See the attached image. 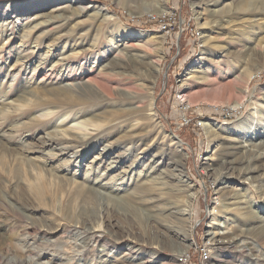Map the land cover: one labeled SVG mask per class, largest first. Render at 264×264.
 Masks as SVG:
<instances>
[{
  "label": "rangeland",
  "instance_id": "obj_1",
  "mask_svg": "<svg viewBox=\"0 0 264 264\" xmlns=\"http://www.w3.org/2000/svg\"><path fill=\"white\" fill-rule=\"evenodd\" d=\"M27 1L33 0H0V6L3 4L17 5ZM61 1L58 5L64 0ZM211 1L76 0V4H71V10H78L83 3L91 8L83 17L69 22L59 33L54 36L50 35L49 40L39 44L34 39H29L27 43L22 44V49L27 55L23 57H27V61L17 60L16 51L19 43L28 38H23L24 33L17 30L19 26L14 24L15 16H13L12 30L6 34L5 39L0 41V225L4 232L2 236L4 243L1 246L0 256H4L9 251L20 256L22 253L26 254L27 250H34V253L47 255L44 258H35L33 255L29 257L28 260L36 261L38 264H264V227L255 231L253 236L240 240L243 243L240 244L239 249H243L244 254L238 258V261H234L235 263L228 253L213 258L212 254L208 253L209 249L206 245L207 227L212 218L220 215L221 211L227 209L233 213L226 216L223 214L226 218L221 222L223 223L220 227L222 237H228L233 227L246 219L244 215H241L243 212H238L239 210L236 209L239 207L236 201H243L241 202L243 206L253 202V206L256 205L254 210L258 213L257 215L264 216V203L261 202L264 197V138L259 139L263 141L259 147L251 149L253 151L251 155L245 152L246 138L256 129L259 130V134L262 133L260 126L261 124L264 126V72L259 81H253L250 84L248 81L253 71L264 69V11L257 9L258 11L252 12L253 9L248 7V3L252 4L259 0ZM261 1L264 4V0ZM94 7L104 8L108 12L102 13L105 18L101 17L98 20L95 16L97 10L93 9ZM51 9L50 7L34 9L30 14H54L51 13ZM213 12V16H210ZM0 14L2 15L1 8ZM1 15L0 23L3 20ZM214 15L217 16L216 20L226 22H223L220 27H215L212 24L215 20ZM90 18L94 20L91 22ZM83 21L87 23L77 28L76 24ZM160 22H167L166 29L173 37L180 32L181 27L185 30V33L179 37L177 47L170 49L168 42L166 43L165 33L159 29ZM135 31H140L144 35V38L140 40V45L148 41V49L144 51L142 48L141 53L146 54L144 61H147L146 63L150 66L145 64L143 72H130L124 69L109 72L107 76L117 83H115L117 89L113 90L111 86L106 89L112 93V97H106L107 104L104 103L102 107L89 109L90 114L85 116V120L96 127L108 126L124 114L123 110L127 106L128 108L138 106L137 121L145 129L136 130L133 133L135 136H142L143 143H149L157 138L159 140L156 145L157 149L151 150L147 158L161 148L166 150L165 161L163 160L158 171L151 175L137 168L134 170V176L127 177L123 183L122 181L116 183L122 184L124 190L127 189L123 190L126 194H131L135 187L143 191L146 190L145 187L151 186L153 188L150 191L151 202L155 195L162 193L166 201L168 199L180 208L184 207L182 208L184 210L190 207L189 216L184 215L183 221L178 223L184 232L183 247L172 250L142 242V236L148 234L147 225L154 226V222L143 211L145 205L140 206L139 201L134 203V200L129 197L125 201L130 199L132 206L140 210L139 214L129 211L119 201L110 202L97 199L94 204H87L86 208L91 209L90 216L94 219L92 226L98 227L102 223L100 218L105 215L102 211H108L109 215L106 219L113 222L114 228L103 232V243L97 242L96 234L92 237H83L78 225L60 213L65 210L59 211L61 201L74 187V184L67 185L64 179L62 181L55 178L58 174L57 169L62 165L65 157L58 156L53 147L42 146L43 139L38 143V138L43 137L41 133L52 126H47V124L51 121L56 123L58 116L51 120L39 121V124L35 121L33 124L30 122L36 112L43 108H53V104L65 102L68 114H73L76 105L84 101L78 94H58L51 86L40 83L49 65L59 60L60 55L72 57L74 53L79 52V45H82L83 49H94L100 43L99 46L107 47L120 33L125 35ZM202 34L207 37L201 38ZM190 35L194 36V41L187 43V37ZM7 36L11 39L9 43ZM59 36H67L70 42L52 50L55 44L53 39L57 40ZM49 50L52 51L49 52ZM94 57L95 55L90 54V63L95 62ZM204 57L212 59L211 62L209 61L210 66L209 64L204 66V69L212 71L209 74L202 72L194 74V78L186 82L188 85H184V88H187L186 93L188 91L187 101L194 105L196 103L224 105L246 100L245 112L238 120L221 122L217 115L215 117L220 121L214 119L212 111L205 106L206 104L195 105L201 116L195 115V112H188L187 118L191 116L192 122L180 128L178 126L182 120L179 118L181 115L179 102L183 100V96L179 94L181 85L189 75H193L190 71L196 69L197 62ZM86 58L88 57H85V62H87ZM42 59L46 62L45 67L40 71L37 69L36 74L32 75L33 69ZM84 61L80 63H85ZM87 69H91L89 63L85 67L86 71ZM94 72L91 76L95 75ZM51 91L52 95L42 96L43 93ZM120 94L124 97L129 94L134 95V101L128 104L131 99L123 101ZM75 96L76 99H74ZM30 102L38 104L33 106ZM119 105L124 107L121 108ZM254 105H259L258 113L253 125L250 126V116L253 112L251 108H255ZM119 109L122 111L120 112ZM209 119L214 120L219 127L211 128V133L208 135L200 126V121L207 122ZM42 123L45 125L43 129L39 127H42ZM248 127L251 128L247 131ZM129 130L130 127L125 125L103 137L101 142L104 143L107 140L108 143H105L110 144L111 141L115 143L129 135L131 137V134H128ZM172 137L174 140L171 139ZM213 139L221 140L223 144L242 146V150L240 148V152L238 151L240 154L237 157L227 155L221 157L222 154H219L223 153V145L217 143L216 153L210 156L206 152L208 143ZM8 146L15 149L14 152H9ZM91 151L86 158L81 160L80 169L77 170L74 166L68 167V172L62 173L61 176L70 178L72 183L74 181L94 183L97 178L98 180L100 178L107 183V187H114L115 182H108L105 179V166L102 165L98 171H95L97 177L95 172L89 171V168L87 173V167H91L93 157L98 154V151ZM68 157L70 158L69 155ZM125 164V162L122 163V165ZM231 166L236 167V171L230 170ZM30 170L38 171L45 178L47 192L43 198L49 200L48 206L59 204L51 208L41 206L38 217L36 216L39 221L30 220L29 224L25 221H18L12 211L21 209L19 206L21 189L17 185L19 182L17 179L18 177L25 179L30 175ZM240 171L245 174L241 179L238 178ZM254 171L257 172L254 173ZM14 173H18L17 178L12 177ZM254 174H258V178L250 182L249 178ZM184 175L187 177V182L184 181ZM196 175L198 182H196ZM112 176H108V179ZM152 178H156L153 184L149 182ZM223 180L226 184L219 186V182ZM236 181L244 184L238 185ZM85 185L90 186L89 183ZM225 186L233 189L231 196L226 199L222 197V188ZM64 189L67 192H63ZM139 189L133 192H138ZM192 193L194 197L191 199ZM233 194L239 195L240 200L232 196ZM145 202H148L146 205L150 203L148 199H145ZM232 202H235V205H232ZM212 211L214 214L209 215ZM227 219L230 221H225ZM42 222L49 223L52 228H61V231L56 235L49 234L45 238L41 237L42 235L34 230L33 225L40 226L43 225ZM161 222L170 225L167 219L161 218ZM59 225L62 226L59 227ZM245 228L241 229L245 230ZM113 231L120 234L114 237ZM49 236L54 237L49 238ZM42 248L43 251H41ZM183 248L184 254L179 262L176 256L180 257ZM84 252H86L85 256H83ZM12 255H6L7 261L11 262L15 258Z\"/></svg>",
  "mask_w": 264,
  "mask_h": 264
},
{
  "label": "bare ground",
  "instance_id": "obj_2",
  "mask_svg": "<svg viewBox=\"0 0 264 264\" xmlns=\"http://www.w3.org/2000/svg\"><path fill=\"white\" fill-rule=\"evenodd\" d=\"M212 1H216V0H212ZM59 2L62 1L33 0V1L23 2L22 4H17V5L3 4V6H0V8L2 9V15L1 14L0 15L2 16L3 19L2 23H0V41L3 38L5 39L6 34L8 32L10 33V31L12 30L11 25L13 24L12 21L13 16H15L14 24L19 26L17 27V30L24 33L23 38L25 39L28 38L26 41H21V43H19L20 45L18 46L16 51L17 60H22V61L28 60L27 57H23L27 55L25 53L26 51L22 49L23 46L22 44L27 43L29 39L31 40L34 39L35 42L39 44L42 43L43 41L49 40L51 38L50 35L54 36L55 34L59 33V31L65 28L69 24V22L83 17L88 11V9L91 8V6L84 5L83 3L82 4L83 6H79L78 10L74 11L71 10L70 8L72 7L71 4H76V0H64L62 4L58 5ZM248 4H249L248 7L253 9L252 12L256 11L257 9H261V10L263 9L264 11V4L261 0L254 1V3L252 4L250 3ZM49 7L52 8L51 13L54 14H49V15L39 14V13H35L32 15L30 14V12H32L34 9L40 10ZM93 9L97 10V14L95 16L98 17V20L101 17L105 18L102 15V13L106 11L104 8L94 7ZM212 14H214V12L211 13L210 16H213ZM216 17L217 16L214 15L215 20L212 22V24H214L215 27L216 26L220 27L222 26L223 22H226V21H218L216 20ZM89 20L92 22L94 18H90ZM102 20L104 21L105 19ZM78 23L79 24H76L77 28H80L82 25L86 24L87 22L83 21ZM123 34L124 33H120L113 41V43L107 47H103L102 45L99 46L101 44L100 43L96 45L94 49H83V47H81L82 45H79L81 47L78 48L79 52L74 53L72 57L70 56L65 57L62 54L60 55L59 60H56L55 63L49 65V67L45 71V74L42 75L40 79V83H43V85L47 84V86H51L54 92L58 94H65V93L78 94L81 98L84 99V101L83 103H78L76 105L73 114H68L69 111L66 110L67 104L65 102L53 104L52 105L53 108H43L38 112H36L34 118L30 122L31 124H33L34 121L38 123L39 121L51 120L54 117L58 116L56 117L57 118L56 123L55 122L53 123V121H51V123L47 124V126L49 125L52 126L49 129L45 130L43 133H41L43 137L38 138V143L41 139H43L42 146L47 145V147H53L54 150L57 151L58 156L65 157V160L63 161L62 165H60L59 168L57 169L58 174H56L57 176H55V178L57 180L61 179L62 181L64 179L65 182H67L66 183L67 185L74 184V187L71 189L72 191L70 190V193L64 197L65 201L64 200L61 201L59 211L61 209L65 210L63 212L60 211V213H62L68 220H73L72 222L78 225V227L82 230L83 237H92L94 234H96L95 237L97 239V242L103 243V238H104L103 232L114 228L113 222L110 219L109 220L106 219V216L109 215L108 211H102L103 209L101 211L105 213V215L103 218L99 217L101 219L100 222L102 223L98 227L92 226L94 219H92L90 216L91 209L89 210V208H86L87 204L90 203L94 204V201L97 199L102 201L107 200L110 202L119 201L122 202L123 206L125 208L127 207L129 211L139 214L140 210L132 206L130 199L128 201H125L129 197L134 200V203L135 202L138 203L139 201L138 204L140 206L145 205L143 211L146 212L149 215V217L153 219L154 222V226H152L151 224L147 225L148 234L142 236L141 238L142 242L148 243L150 245H156L157 247H160L162 249L172 250L177 247H183L182 245L184 244V232L180 229L178 223L183 221L184 215L189 216L190 207L188 206L187 207L188 209L184 210L182 209L184 207L180 208L179 205L171 203L168 199L166 201V197H164L162 193H160V195L158 194L155 195V197L152 198V202H151L149 199L152 196L150 195L151 194L150 191L153 190L151 186L145 187L146 190L143 191L135 187L132 189L131 194L128 193L129 191L127 192L128 194H126V192H123L124 188L122 187V184L116 183L118 181H122L121 183H123L127 177L134 176L135 175L134 170L137 168L140 169L141 172L145 171L149 175H151L155 171H158V168L163 163V160L166 157V150L160 148V150H157L156 152L154 151V153L153 154L151 153L150 154L151 156L147 158V155L151 150L157 149L156 145L157 142H159V140L156 138L149 143H143L144 138L138 135L135 136V134L133 133L136 130L145 129V127H142L140 122L137 121L138 106L137 107L133 106L134 108H128L127 106V108L123 110L124 114L119 116L117 120H114L113 123H111L108 126L96 127L88 124V122L85 120L86 118L85 116L86 115L88 116L90 114L89 109H96L98 107H102L104 103L107 104L106 97L108 96L112 97V93L106 91V89H109L110 86L112 87L113 90L117 89L115 86L116 82L114 83L107 76L109 75V72H118L123 69L129 70L130 72H140V71L143 72L145 70V64H148L146 63L147 61L146 62L144 61L146 59V54L141 53L142 48H144V51L146 48L148 49V45H149L147 44L148 41H146V43H143L142 45L139 44L141 42L140 40L144 38L143 33L140 31L138 32L135 31L125 35ZM202 35L203 36L201 38L207 37L205 34ZM53 40L55 41V44L53 45L52 50H56L59 48L60 45H66L67 43L70 42V39L67 36H59L57 37V40L55 39ZM7 41L8 43L11 41V39L8 36H7ZM52 50H49V52H51ZM90 54L95 55L94 57L95 62L93 63H90L89 61L91 60L89 58ZM85 57H88L86 58L87 62H85L86 60L84 61ZM82 60L85 63L81 64L80 61L82 62ZM211 60L212 59L206 57L200 58L199 62H197L196 69H192L190 71V73H192L193 75H189V77H187L184 83L181 85V89L179 88L180 89L179 94L183 96V100L179 102L181 111H186L187 109L188 112L200 113L195 105L206 104V103H200V104L196 103L195 105L192 103L190 104L187 101L188 91L186 93L185 90H187V88H184V85H188L186 82L190 81V79H193L194 74H197L199 72H202L203 74L204 73L209 74L212 70L204 69V66L206 64L207 65L209 64L210 66L209 61L211 62ZM88 63L91 69L90 70L87 69L86 71L85 67L88 66ZM21 64L23 65L24 62ZM45 64L46 62H44V59H42L39 62V65L33 69L32 75L36 74L37 69H39L40 71V69L44 68ZM212 64L213 63H211V65ZM93 68H95L94 69L95 72L94 70H92ZM263 70L264 69L262 70L258 69L256 71H253L249 76V80H248L249 84L253 81L254 82L259 81V79L262 78L261 75ZM93 72L95 73V75L91 76ZM107 84L109 85L108 87ZM214 92L217 93L216 91ZM48 95H52V91L50 93L42 94V96H48ZM120 98L123 101H127L128 98L131 99L128 104H131L134 101V95H130V94L125 97L124 95L120 94ZM74 99H76V96ZM189 101L191 102V100ZM30 104L33 106H37L38 103L30 102ZM246 105L247 103L245 100V101L235 102L232 104H224V105L208 103L205 106H207L210 110H220L222 112H234V111L241 112L239 113V115H237L236 118H231L229 120V121H235L243 116L245 112L244 108H246ZM120 107L123 108L124 106H120ZM254 107L255 108H251L253 109V112L250 116L251 117L250 118L251 121L249 122L250 126L253 125L254 118L257 117L256 114L258 113L259 105H254ZM242 109H244L243 112ZM119 111L121 112L122 110L119 109ZM214 119L220 121L216 119V117H214ZM59 120L60 122L57 124V121ZM221 122H225V121L221 119ZM41 125L42 127L41 126L39 127L43 129L45 125H43V123ZM125 125L130 127L128 134L130 133L131 137L129 135L126 136L121 141L117 140L115 143L111 141L110 144H107L108 141L107 140L105 141V139L104 141L107 143L101 142L103 137L110 135L112 132ZM200 126L208 135L211 133L210 130L211 128L219 127V125L214 120H210V119L207 122L200 121ZM260 127H261L260 129L263 131L262 133L259 134V130L256 129L257 128L256 127L254 128L256 130L246 138L245 145L247 149L245 152H247V154L249 155H251L253 152L251 150L252 148H255L257 146L259 147L263 142V141L261 142L259 139L264 138V126H262L261 124ZM250 128L251 127H248L247 131ZM24 139H22V141ZM171 139L174 140L173 137ZM212 141L208 143V151L206 152V154L208 155L210 154V156H212L214 152L216 153L215 150L218 147V146L216 147L217 143L223 145L222 146L223 153L219 154V155L222 154L221 157L226 155L230 157H234V156L237 157V155L240 154L238 153V151L240 152V148L242 150V146L238 147L235 144L230 145L228 143L223 144L222 141L218 139L217 141L214 140L213 141L214 143ZM177 143L179 144V147H181V144L178 141ZM123 149L124 151H121ZM7 150H10L9 152H14L13 150L15 149H11L9 147V149ZM90 150H92L91 152L98 151V154H96L95 157H93L91 161V167H87V173H88V168L90 169L89 171L92 170V172L94 173L95 171H98V169L102 165L105 166L104 167L105 169L104 175L106 176L105 179L108 182L109 181L115 182L114 187L111 188L107 187V183H105V181L103 182L102 180H100V178L99 180L97 178L94 183L87 181L83 183H78V182L76 183L74 181L72 183L70 182L71 181L70 178L61 176L62 173L68 172L67 169L68 167L74 166L77 170L80 169L82 167L81 160L88 156ZM68 155L70 156V158L69 157L67 158ZM123 162H125L126 164L122 165ZM230 170L236 171V167L231 166ZM256 172L257 171H254V173ZM239 173H240L238 176L239 179L245 176V174H243L241 171ZM95 176L97 177L96 172H95ZM108 176H112V177L108 179ZM12 177L17 178L18 173L12 174ZM146 177L149 178L150 176H146ZM257 178H258V174H254L249 178V181L250 182L256 181ZM155 179L156 178H152V180H149V182L150 183L152 182L151 184H153ZM184 179H185L184 181L187 182L186 175H184ZM17 181H19L17 182V185L21 189V196L19 197V202H20L19 206H21V209L19 208L15 209V211L13 210L12 213L18 221H25L26 223L29 224H30V220L39 221L36 218L38 217V214L41 210V206H47L48 208H51L59 204L58 203L48 206L49 200L43 198L44 194L47 192V184L45 178L38 171L35 172L34 170H30V175H28L25 179L18 177ZM85 183H89L90 186L85 185ZM242 183L243 182H239L237 184L241 185ZM225 184L226 182L224 180L219 182V186ZM204 187L205 186H203V188ZM137 189H139L140 191L134 193L133 191ZM62 191L67 192L66 189ZM232 192L233 189L225 186L224 188H222V195H223L222 197L226 199L227 197L231 196ZM194 193H192V195L190 196L191 199L194 197ZM232 196H234L235 198L237 197L236 199L240 197L239 195L237 196V194H233ZM145 199L149 200L150 203L148 205H146L148 202H145ZM236 202L239 204V207H236V209L239 210L238 212H243L241 215H244L246 219H244V221L242 220L238 222L233 227V230L228 237L221 236L223 233L220 231L221 230L220 227L221 224H223L221 223L222 220L226 218L225 216L233 214L231 210L228 211L226 209L223 210L224 212L221 211L219 213L220 215H216L217 217L212 218V221L209 223V226L207 227L208 231L206 232L207 234L206 245L208 246L209 249L208 253L212 254L213 258L218 257L220 254L228 253L230 254V257L233 262L238 261V258H240L244 254L243 249H239L240 244L243 243V241L240 240L242 238L246 239L253 236V233L255 231L261 230V228L264 227V216L257 215L258 213L254 210V207H256V205L254 204L255 206H253V202L251 203L249 202L251 205L246 203L247 205L245 206H243V203H241L243 201H236ZM261 202L264 203V197ZM232 205H235V202H232ZM257 208L259 209L260 207ZM210 214H214V212L212 211V213H209V215ZM223 214L225 216H223ZM161 218L167 219L170 225L161 222ZM225 221H230V220L227 219ZM42 224L43 225L40 226L33 225L34 230H37L38 233L42 235L41 237L45 238L49 234L56 235L61 231V228L58 227L52 228V225H50L47 222H42ZM61 226L62 225H59V227ZM242 227H246L245 230H242L241 229ZM3 234H4L3 228L0 225V251H1V246L4 243L2 238ZM116 234H120V233L117 232L115 233L114 231L112 232V235L114 237H116ZM53 237L54 236H49V238H53ZM180 237H182V239ZM253 238L256 239V237ZM33 251L27 250L26 254L22 253L20 256L19 254H15L13 251L6 252L4 256H0V263L10 264L12 262V264H38L36 261L33 262L32 260H28L29 257L34 256L35 258L36 257L44 258L47 256L45 253L40 254V253H34ZM41 251H43V248ZM181 253L182 254H180L179 252L180 257H178V255L176 256L179 262L182 259L181 256L184 254V248ZM8 254L9 255L13 254L12 256L15 257L11 262L7 261L6 255ZM83 254H81V256L82 255L85 256L86 252H84ZM246 256H248V254ZM5 261L7 262L4 263Z\"/></svg>",
  "mask_w": 264,
  "mask_h": 264
},
{
  "label": "built area",
  "instance_id": "obj_3",
  "mask_svg": "<svg viewBox=\"0 0 264 264\" xmlns=\"http://www.w3.org/2000/svg\"><path fill=\"white\" fill-rule=\"evenodd\" d=\"M168 21L171 22V20H168ZM166 24H167V22H164V23L160 22L159 29H160V31L165 33L164 35L166 36V43L168 42V46L171 49L172 47H177L178 46V42H179V39H180L179 37H180L181 34L185 33V30L182 29V27H181L180 28V32L177 33L173 37L172 35H170V31L168 29H166V27H167ZM168 24H170V23H168ZM164 30H166V31H164ZM169 40H170V43H169ZM193 41H194V36L193 35H190V36L187 37V43H192ZM263 72H264V70H263ZM244 109H242V112L244 111ZM210 111H212V114L214 115V117L217 115L220 119L224 120L225 122L229 121L231 118H236L237 115H239V113H241V112H235V111L234 112H222L220 110H210ZM189 113H188L187 109H186V111H181V115L179 116V118H181L182 122L180 121L178 127L182 128L183 126H188V124L192 122L191 116H188V118H187V115ZM200 114L201 113H195V115H197V116L198 115L201 116ZM198 118H201V117H198ZM195 177H196V182H198L197 175Z\"/></svg>",
  "mask_w": 264,
  "mask_h": 264
}]
</instances>
